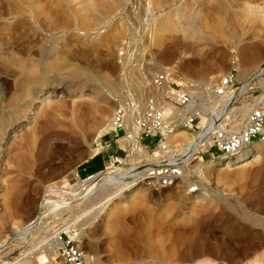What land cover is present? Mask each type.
<instances>
[{"label":"rangeland","instance_id":"rangeland-1","mask_svg":"<svg viewBox=\"0 0 264 264\" xmlns=\"http://www.w3.org/2000/svg\"><path fill=\"white\" fill-rule=\"evenodd\" d=\"M245 5L264 0H0V264H60L59 231L88 264H264V145L246 165H198L196 193L77 175L122 100L140 115L157 70L214 85L263 64ZM122 167L137 166L108 168Z\"/></svg>","mask_w":264,"mask_h":264},{"label":"built area","instance_id":"built-area-1","mask_svg":"<svg viewBox=\"0 0 264 264\" xmlns=\"http://www.w3.org/2000/svg\"><path fill=\"white\" fill-rule=\"evenodd\" d=\"M121 56L127 65L123 52ZM238 72V67L228 71L214 85L170 67L154 72L136 128L127 127L130 103L125 98L102 129L123 145L124 156H115L101 172L84 178L78 173L80 181L86 185L108 167L134 159L136 180L152 190L182 186L188 193L199 191L198 164L234 161L257 144L264 145V62L242 80ZM154 136L157 139L149 147L145 140ZM111 145L96 142L100 152ZM208 153L212 156L206 158ZM53 242L52 253L61 258L60 264L89 263L87 250L66 231L55 234Z\"/></svg>","mask_w":264,"mask_h":264},{"label":"bare ground","instance_id":"bare-ground-1","mask_svg":"<svg viewBox=\"0 0 264 264\" xmlns=\"http://www.w3.org/2000/svg\"><path fill=\"white\" fill-rule=\"evenodd\" d=\"M243 7V6H242ZM250 7H251V5H250ZM260 7V6H259ZM257 7L256 6V8L254 7L253 8V6H252V8L253 9H251V10H253V11H251L250 9H249V7L248 6H244L243 8H241L240 9V11H238L237 13L238 14H243L244 16L246 15V14H251L250 15V17L248 16V15H246V17H244L243 16V18H247V17H249V18H251V17H253L252 18V20L254 19V17H255V19L256 18H259L260 20L262 19V21H260L261 23H264V7ZM234 11V10H233ZM232 11V12H233ZM234 15V14H233ZM235 16H236V12H235ZM237 17V16H236ZM233 18V17H232ZM231 18V19H232ZM242 18V19H243ZM248 19V18H247ZM240 20V19H239ZM244 20H246V19H244ZM250 20V19H249ZM252 20H250V21H252ZM232 21V20H231ZM235 21H236V19H235ZM254 21V20H253ZM243 22V21H242ZM247 22V21H246ZM256 22V21H255ZM240 23V22H239ZM244 23H245V21H244ZM243 23V24H244ZM258 24L257 25H259V22H257ZM260 23V24H261ZM233 23H231V25H232ZM236 24V23H235ZM251 24H252V22H251ZM253 24H254V22H253ZM256 25V24H255ZM232 26H234V25H232ZM252 26V25H251ZM254 26V25H253ZM259 26H261V25H259ZM264 26V25H263ZM235 28H236V26H235ZM244 28V27H243ZM2 80H3V78H2ZM146 81V80H145ZM145 81H144V77H141L140 78V88H139V90L141 91L143 88H144V84H145ZM3 83L4 84H7V88H11V86L8 84V82H6V80H3ZM36 105V104H35ZM34 105V106H35ZM138 116H139V113H138V108L136 107V106H134L133 107V109H132V113H130V118H128V123H127V127L128 128H130V129H135L136 128V125H137V121H138ZM182 134H186L185 132H183ZM258 145H262V144H257L256 145V147H254V148H252V149H250V150H248V151H246V152H244V153H242L241 155H239L234 161H231V160H227V161H224V162H221V163H219V164H216V165H218L219 167H225V168H230V167H236V166H242V165H246V164H248L249 162H254V161H258L260 158H261V154L263 153L262 151H261V146H258ZM263 146V145H262ZM205 163H209V162H205ZM205 163H200V164H198V165H200L201 166V164H205ZM211 164V163H210ZM208 165V164H207ZM207 167V166H206ZM137 167H134V168H125V167H122V168H120V169H114V168H108L106 171H104V172H102L101 174H99V175H96L95 177H97V176H100V175H102V178H104L107 174L109 175L110 173H112V176H110V178L112 177V181H116L117 180V183H119L118 182V180H121V179H129V180H131V181H133V180H135L136 179V176H137ZM101 178V179H102ZM111 181V182H112ZM128 181V180H127ZM82 182V181H81ZM130 182V181H129ZM83 183V182H82ZM85 184V183H84ZM128 184V183H127ZM132 185V184H131ZM93 191V190H92ZM88 193V192H87ZM79 197V196H78Z\"/></svg>","mask_w":264,"mask_h":264},{"label":"crops","instance_id":"crops-1","mask_svg":"<svg viewBox=\"0 0 264 264\" xmlns=\"http://www.w3.org/2000/svg\"><path fill=\"white\" fill-rule=\"evenodd\" d=\"M102 137H104V140H101L103 142H111L112 145L110 148L100 152L98 150L96 153H94L92 156H90L86 160V164L81 169V172H84V177L91 173L101 172L104 170L105 166L108 165L115 156L123 157L124 156V150L123 145H119L115 142V137L113 136V133L110 132H103ZM100 155H104V161L103 165L99 168H94L92 166L93 161ZM81 175V173H79ZM82 176V175H81Z\"/></svg>","mask_w":264,"mask_h":264}]
</instances>
